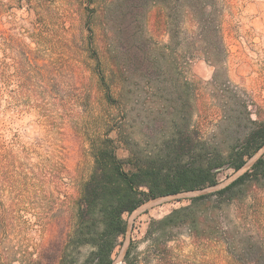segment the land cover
<instances>
[{"label": "rangeland", "instance_id": "374dc122", "mask_svg": "<svg viewBox=\"0 0 264 264\" xmlns=\"http://www.w3.org/2000/svg\"><path fill=\"white\" fill-rule=\"evenodd\" d=\"M169 2L168 28L157 25L161 10L150 12L151 45L174 50L173 60L132 67L109 102L83 13L90 0H0V264L90 263L92 247L69 235L96 133L113 129L125 159L160 153L188 128L226 157L251 121H264V0H201L206 41ZM184 38L194 42L188 54ZM263 153L217 186L126 215L112 264H250L249 245L264 249V179L238 187L231 202L215 193Z\"/></svg>", "mask_w": 264, "mask_h": 264}, {"label": "trees", "instance_id": "16d2710c", "mask_svg": "<svg viewBox=\"0 0 264 264\" xmlns=\"http://www.w3.org/2000/svg\"><path fill=\"white\" fill-rule=\"evenodd\" d=\"M90 2L83 13H87L91 36L89 45L98 68L96 75L103 86L106 100L114 102L118 88L133 75L132 67L142 68L152 60H173L174 50L171 48L174 35L169 33L171 42L166 46L171 50L161 51V48L153 49L150 30L152 9L161 10L157 13L158 26H170V15H164V12L171 5L169 0ZM176 6L181 24L195 25L203 40H208L212 25L210 18H207V7L201 0H178ZM188 32L190 30L185 28L184 33L187 35ZM186 38L182 43V54L193 50L194 42H187ZM250 124L243 139L230 146L226 157L199 135H191L188 128L179 131L160 153L140 157L128 151L125 159L118 155L119 139L117 136L111 137L113 129H108L104 134L96 133L89 141L93 169L76 201V222L69 238L92 247L89 264H112L119 241L128 232L126 215L160 197L217 186L225 171H240L264 148V121H251ZM262 179L264 153L248 171L216 192L215 196L219 203L231 202L236 198L235 190L238 187ZM242 258L243 262L250 264H264V249L261 245H249ZM233 259L235 264H241L238 257Z\"/></svg>", "mask_w": 264, "mask_h": 264}]
</instances>
